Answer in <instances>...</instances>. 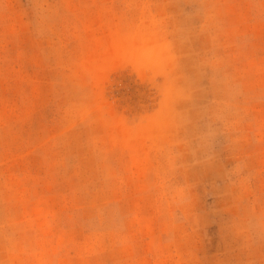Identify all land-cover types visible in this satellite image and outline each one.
<instances>
[{"label": "rangeland", "instance_id": "obj_1", "mask_svg": "<svg viewBox=\"0 0 264 264\" xmlns=\"http://www.w3.org/2000/svg\"><path fill=\"white\" fill-rule=\"evenodd\" d=\"M0 264H264V0H0Z\"/></svg>", "mask_w": 264, "mask_h": 264}]
</instances>
